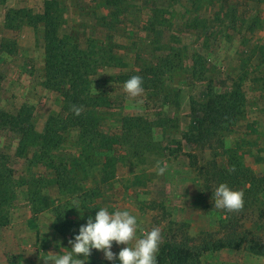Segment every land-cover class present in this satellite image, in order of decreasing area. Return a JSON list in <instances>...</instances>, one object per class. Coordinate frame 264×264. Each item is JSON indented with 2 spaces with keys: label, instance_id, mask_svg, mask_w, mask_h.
Wrapping results in <instances>:
<instances>
[{
  "label": "rangeland",
  "instance_id": "rangeland-1",
  "mask_svg": "<svg viewBox=\"0 0 264 264\" xmlns=\"http://www.w3.org/2000/svg\"><path fill=\"white\" fill-rule=\"evenodd\" d=\"M45 1L0 0V114L16 115L27 106L37 132L43 131L50 115L60 111L62 92L69 81H59L55 90L46 85L44 31L10 10L29 8L42 14ZM56 1V12L62 15L59 35H67L71 44L92 54L89 89L92 95L106 99L104 108L99 109L105 118L104 130L120 134L119 119L123 116H142L152 129L149 135L142 133L137 145L117 148L116 153L124 159L117 164L112 180L102 184L95 167L72 163L77 190L61 193L53 171L43 164L39 153L17 155L20 136L0 118V154L9 157L15 181L9 223L0 228V264H46L50 253L60 252L59 245L70 247L69 239L99 207L109 211L126 208L138 216L141 228L159 227V251L165 243L174 242L188 244L200 256L199 264H264V256L251 251L264 246V191L245 193L249 184L239 175L241 183L232 189L243 193L240 209H215L211 199V190L227 182L220 179V172L231 170L230 163L264 177V67H248L249 61L235 54L232 61L225 60L230 67L223 68L222 55L213 56L208 51L200 55L194 49L182 53L172 47L168 55L173 67L167 65L161 74L151 75L143 93L129 98L122 89V77L146 76V69L159 64L145 44V31L152 24L144 16L150 8L142 6L141 0ZM169 1L165 9L158 7L164 12H158L162 13L160 22L166 23L167 15H177L178 5ZM153 35L150 40L160 41ZM102 48L114 59H102ZM194 56L201 81L197 86H186L191 98L205 99L208 86L219 94L230 90L233 83L242 85L244 114L230 130L198 136L193 133V117L181 111L182 80L190 82L185 76L187 69L182 67ZM77 137L72 129L66 134L63 154L68 159L78 153ZM34 181L41 184L34 185ZM36 190H41L44 199V208L38 212L33 195ZM57 208L63 212L65 229L60 233L51 223L44 232L45 221H54ZM240 241L243 244L237 250L214 249L218 242ZM122 247L114 242L111 250L115 253ZM86 264L118 261H106L101 251L93 249Z\"/></svg>",
  "mask_w": 264,
  "mask_h": 264
},
{
  "label": "trees",
  "instance_id": "trees-1",
  "mask_svg": "<svg viewBox=\"0 0 264 264\" xmlns=\"http://www.w3.org/2000/svg\"><path fill=\"white\" fill-rule=\"evenodd\" d=\"M58 6L56 0H48L44 2L45 12L42 14H34L29 8L11 9L10 12L16 16L22 15L28 20L29 25L43 29L48 50L45 60L48 81L46 85L55 90L59 87V81H69L68 87L64 88L62 92L63 103L60 111L48 117L42 132L36 131L32 122V113L27 106H22L16 115L2 113L0 118L11 131L20 136L17 155L26 157L31 152L39 153L43 158V164L53 171L60 192L75 193L77 184L75 177L71 174L72 163L86 162L88 168L95 167L101 183L106 184L115 177L116 166L121 162V159H124L116 153L117 148L123 144L130 147H133L134 144L137 145L141 140L142 133L145 132L149 135L152 127L151 123L142 116H123L119 119L120 134H112L104 130L105 118L99 109L104 108V103H107L106 99L99 95H92L89 89L88 78L92 71V54L71 44L67 35L63 37L59 35L62 15L58 11L56 12ZM110 17L112 18L113 15ZM101 51L104 52V54L102 52V59H114L113 56L105 53L106 50L103 48ZM193 59L192 65L182 67L187 69L185 76L190 80V84L194 81H201L197 77V58L194 56ZM172 62L173 59L167 55L159 60L156 67L146 69V76H141L142 87L147 88L151 75L161 74L167 65L172 68ZM132 75L135 74L123 76L122 81L124 82ZM261 81L264 85V72ZM245 101L240 84L233 83L230 90L219 94L214 93L213 88L208 86L205 99L198 101L191 98L189 102L190 115L196 125L193 133L202 136L230 130L243 116ZM176 106L180 107V102L177 101ZM71 129L78 135V153L68 159L63 154V146L66 143V134ZM187 141L190 144L192 142L191 139ZM9 163V157L0 154V228L9 223L10 208L15 197V181ZM229 168L231 170L223 169L220 172V179L227 181L226 184L230 188L241 183V179L238 180L237 177L241 175L243 181L249 184L245 193L256 190L264 191V177H258L249 169L233 163H230ZM33 184L41 183L34 181ZM33 195L37 200L35 210L36 212L41 211L44 208L41 190H36ZM55 212L56 219L52 226L61 233L65 229L63 212L58 208L55 209ZM242 244V241L235 244L218 242L214 249L237 250ZM251 251L264 256V246L262 245L258 248L252 247ZM199 259L198 253L194 252L188 244L167 242L157 255V264H199Z\"/></svg>",
  "mask_w": 264,
  "mask_h": 264
},
{
  "label": "crops",
  "instance_id": "crops-1",
  "mask_svg": "<svg viewBox=\"0 0 264 264\" xmlns=\"http://www.w3.org/2000/svg\"><path fill=\"white\" fill-rule=\"evenodd\" d=\"M171 2L178 5L177 15L174 17L167 15L168 20L164 23V20L160 22L158 19L162 13L164 14L163 6L170 5V1L141 0L142 6L150 8L145 12L147 14L144 19L152 24V28L145 31L146 49L153 51L156 61L167 57L169 49L173 47L180 49L182 53L194 49V52L198 51L200 55L206 51L213 56L222 55L223 68L230 67L225 60L235 59V54H239L241 59L248 60V67L256 65L264 67V0H172ZM160 5L162 9L158 8ZM158 12L162 13L158 14ZM153 33L160 41L149 39L154 36ZM186 61L187 66L192 65V60ZM182 81L185 86L181 87L182 91L184 90L181 111L188 115L190 113L188 101L192 94L185 90L188 88L186 86L190 85L187 79ZM198 83L194 81V86Z\"/></svg>",
  "mask_w": 264,
  "mask_h": 264
},
{
  "label": "clouds",
  "instance_id": "clouds-1",
  "mask_svg": "<svg viewBox=\"0 0 264 264\" xmlns=\"http://www.w3.org/2000/svg\"><path fill=\"white\" fill-rule=\"evenodd\" d=\"M142 83L139 75H132L123 82L122 89L129 98H136L144 91ZM211 192L212 207L215 209L235 211L243 206V193L230 188L226 183H219ZM53 219L55 220L56 216ZM51 223L53 222L45 221L44 232L48 231ZM160 241V228H141L138 216L129 209L116 208L109 211L105 207H99L95 215L89 216L69 239L70 247L59 245L60 252L50 253L46 264H86L93 249L101 251L104 259L109 262L157 264ZM113 242L124 247L114 253L111 250Z\"/></svg>",
  "mask_w": 264,
  "mask_h": 264
}]
</instances>
